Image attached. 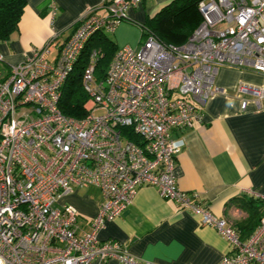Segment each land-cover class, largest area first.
Returning a JSON list of instances; mask_svg holds the SVG:
<instances>
[{
    "label": "built area",
    "instance_id": "obj_1",
    "mask_svg": "<svg viewBox=\"0 0 264 264\" xmlns=\"http://www.w3.org/2000/svg\"><path fill=\"white\" fill-rule=\"evenodd\" d=\"M141 2L100 0L105 13L86 10L64 42L54 46L49 39L33 48L0 79V264H158L98 237L142 185L217 230L230 247L217 264H264V213L243 239L230 220L180 189L174 165L185 141L170 135L201 119L206 102L221 91L215 84L220 67L264 76V0H200V22L178 45L159 41L130 17ZM122 21L138 27L142 42L117 48L103 80L94 78L93 50L82 73L87 114L66 116L58 100L85 42ZM235 93L241 111L249 102L264 106V81L239 83ZM82 187L101 195L86 230L77 224L76 208L60 203Z\"/></svg>",
    "mask_w": 264,
    "mask_h": 264
},
{
    "label": "crops",
    "instance_id": "obj_2",
    "mask_svg": "<svg viewBox=\"0 0 264 264\" xmlns=\"http://www.w3.org/2000/svg\"><path fill=\"white\" fill-rule=\"evenodd\" d=\"M172 0H142L129 15L138 22L156 13ZM54 6V13L51 6ZM93 8L105 13L100 0H26L15 31L9 40L0 41V79L9 65L21 61L33 48L52 39L54 46L73 32L75 22ZM117 46L137 48L143 40L140 30L122 21L112 32H104ZM109 33V34H108ZM57 52L53 47L50 57ZM264 76L252 69L222 66L215 84L221 89L204 105L201 119L185 129H173V139L183 138L184 147L175 156L177 185L196 194L212 213L239 228L251 205L264 196V106L255 109L249 102L240 110L235 93L239 83L258 86ZM241 98L251 99L248 94ZM101 195L94 187H82L61 198L77 210L81 230L89 228ZM100 240L117 241L134 257L158 264H217L230 250L228 242L215 228L200 222L199 215L185 212L169 199L162 198L150 185L139 186L129 204L99 231ZM92 264H116V260H94Z\"/></svg>",
    "mask_w": 264,
    "mask_h": 264
},
{
    "label": "trees",
    "instance_id": "obj_3",
    "mask_svg": "<svg viewBox=\"0 0 264 264\" xmlns=\"http://www.w3.org/2000/svg\"><path fill=\"white\" fill-rule=\"evenodd\" d=\"M200 0H172L162 6L156 13L146 16L143 26L163 43L181 44L192 33L200 22L197 4ZM26 0H0V41H7L17 31V25ZM97 52L94 63V78L103 80L106 68L117 50L116 44L108 38L104 31H96L85 42L72 70L68 74L58 100L59 110L66 116L82 118L87 114L85 104L88 94L82 85V73L89 63L91 52ZM130 138L140 144L139 138ZM260 204L251 205L247 218L239 228L247 237L256 228L259 218L264 213V201L256 199ZM244 239V238H243Z\"/></svg>",
    "mask_w": 264,
    "mask_h": 264
},
{
    "label": "rangeland",
    "instance_id": "obj_4",
    "mask_svg": "<svg viewBox=\"0 0 264 264\" xmlns=\"http://www.w3.org/2000/svg\"><path fill=\"white\" fill-rule=\"evenodd\" d=\"M75 24H76V22H75ZM75 27V26H74ZM109 34V33H108ZM0 68H1V63H0Z\"/></svg>",
    "mask_w": 264,
    "mask_h": 264
}]
</instances>
